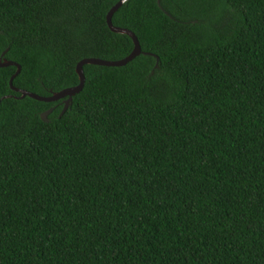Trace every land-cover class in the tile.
Here are the masks:
<instances>
[{"label": "trees", "instance_id": "1", "mask_svg": "<svg viewBox=\"0 0 264 264\" xmlns=\"http://www.w3.org/2000/svg\"><path fill=\"white\" fill-rule=\"evenodd\" d=\"M116 1L0 0L12 87L127 56ZM111 24L140 53L82 65L61 114L0 67V264H264V0H126Z\"/></svg>", "mask_w": 264, "mask_h": 264}, {"label": "water", "instance_id": "2", "mask_svg": "<svg viewBox=\"0 0 264 264\" xmlns=\"http://www.w3.org/2000/svg\"><path fill=\"white\" fill-rule=\"evenodd\" d=\"M125 1L126 0H117L108 9V11L105 14V24H106L107 28L109 29V31H111L113 33L123 34V35H126L130 38V40L132 42V49L127 56H125L122 59L116 60V61H105V60L96 59V58L81 59L76 63L75 68H74L75 73H76L77 78H78V83L76 85H74L72 87L64 88V89L57 91V92H54V93H51L49 96H38V95L30 93L28 91L12 87L11 81L14 78V76L16 74H18L19 66L13 62H8L5 59L1 58V56H2V53H1L0 54V67L8 66V65H14L15 66L14 73L8 79L9 88L12 91L19 93V97L27 96L31 99L41 101V102H53V101L62 99V109L60 111V114H61L66 109V107L69 105V103L71 101V97L74 94L78 93L82 87V84H83L82 65L92 64V65H101V66H122V65L126 64L127 62H129L132 58H134L135 56H137L140 53V48H139L137 39L134 36V34L127 29L115 27L111 24V15ZM50 110L51 109H47L46 111L40 113L39 114L40 119L45 120L46 115L50 112Z\"/></svg>", "mask_w": 264, "mask_h": 264}, {"label": "flooded vegetation", "instance_id": "3", "mask_svg": "<svg viewBox=\"0 0 264 264\" xmlns=\"http://www.w3.org/2000/svg\"><path fill=\"white\" fill-rule=\"evenodd\" d=\"M2 58V57H1Z\"/></svg>", "mask_w": 264, "mask_h": 264}]
</instances>
